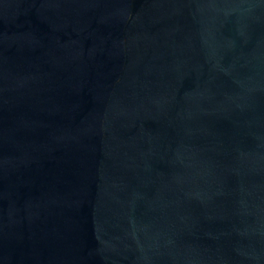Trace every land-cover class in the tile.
<instances>
[{"label":"water","instance_id":"obj_1","mask_svg":"<svg viewBox=\"0 0 264 264\" xmlns=\"http://www.w3.org/2000/svg\"><path fill=\"white\" fill-rule=\"evenodd\" d=\"M0 264H264V0H0Z\"/></svg>","mask_w":264,"mask_h":264}]
</instances>
